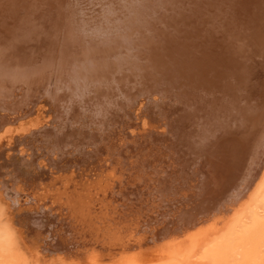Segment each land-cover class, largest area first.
<instances>
[{
	"label": "rangeland",
	"instance_id": "1",
	"mask_svg": "<svg viewBox=\"0 0 264 264\" xmlns=\"http://www.w3.org/2000/svg\"><path fill=\"white\" fill-rule=\"evenodd\" d=\"M7 1L8 0H6L5 2L3 0H0V9L3 7L2 5H5L7 3ZM12 1L14 2V4L16 3L18 5V9H23V5H25V11H22V13H18L24 15L23 26L25 27V32L27 33H22V35L19 32H14L15 34L10 33L11 30L20 31L17 28L12 29L9 26L11 25L13 27H17V23L14 22L13 24L6 25L5 27L2 26L0 28V41H8L9 39L13 38H26L28 40L27 46L29 45V47L22 52L21 50H17L15 53V57H18L19 59L14 60L13 66L5 64L6 66L13 68L5 72H0V114L2 115L14 111L13 113H11V119L9 118L4 123L1 122L0 124V135H2V138L0 139V234L2 233V236H0V264H185L184 259L186 256H188L185 255V253L194 254L195 251L197 252L199 248H201L202 245L206 243L208 236H211V234L215 233V230H217L216 228L219 227L216 225L218 224V221L220 219L221 211L227 207L226 205L228 204L226 203L233 197L230 196V193L233 191L237 193L240 190V187L238 189H236V187L241 184L240 182L242 180L246 179L245 177H247L250 172L253 152L252 146L246 151L240 162L235 160L236 162L233 166L234 173H230L231 176L224 185H220L219 183V181L221 182L226 179L225 176L217 173L216 169L219 166L214 164H210V166H207L208 171L206 172H210L211 174H213L214 179L211 181V183L207 182L205 184H211L210 187L207 186V193H203V195L201 194L200 197H197V201V198L193 201L189 199L190 206L192 205V207H194V211L196 214H194L193 212H189V210L185 211V209H188L186 207L184 209V213L187 212L189 216L182 214L183 212L180 211L181 218L179 219V222L183 224L179 228H176V231H173L174 229H168V231H166V228H168L169 226H173L169 220L172 217L174 218V216L168 215L165 211L162 210V208L164 209L167 206L170 207L168 204L171 203L167 202L169 200L166 201L164 199L163 195L165 196V194L167 193L163 192L162 195L161 186L163 184L156 181V179H158L160 175H164V172L162 170L163 165L164 167L165 165H167L166 161H169L168 163L171 165L174 163L172 157L176 152V148H172L171 144L172 141L175 140V136H178L174 131V126L177 120L176 118L180 115V113H182L184 116L181 108H183L182 106L186 99L183 100L184 97L182 95L177 96L175 94V87H172L165 82L152 83L147 80L144 84L140 82L141 85L139 83L135 85H120L121 88L117 90L112 89V92L115 91L116 93L114 96H112L110 100L111 102H107L108 104L104 105L106 109L104 113L102 112V114L96 111L95 108L97 107L95 105H92L94 107H84L85 104H82L80 105L82 107L77 106L81 108V111L75 112L72 108L70 109V111H67L66 107H64L67 103H69L70 105L71 103L72 105L78 104L79 102H83L88 98H91V100L95 101L97 95L95 97L94 90H90L87 92V94L84 96V98L86 97L85 100H81L77 95L72 96L73 94H67L62 100L61 106H63V110L58 111L57 109H54V104L50 100H48L50 96L44 90H38L36 96H34L35 98L32 97V99H30L24 106L23 104L15 106L17 101L26 94L31 86L28 83L18 80L22 79L20 77H22L21 74L23 73L24 69L21 70L22 73L18 74H15L14 71H16L18 65L27 68L43 67L45 63H48V56L53 57V59L56 58L57 51L59 50L60 32H62L64 28L62 26L64 22L62 20L63 17L65 19H69V25L71 26V28L69 27L71 33L68 38L65 56H67V58L70 57L72 60L78 51V55H84L88 53V50L86 48V46H88L87 41L92 40L93 36L96 34L92 29L95 25V22L97 23L101 22L102 20H107V23L104 22V26L107 24V26H105L107 27V29L105 31V34H102L103 36L105 35L104 37L106 38L110 36V41H113V39H118L120 34L128 33V35L132 36V33L134 32L135 34L133 33V35L135 38H137L135 40V42L137 41L136 44L145 46L147 42L146 40H148V42H152V36L157 33H154V31H157V29H163V32L161 33L162 35L171 34L172 28H169L168 26V23L170 21L166 20L168 14H165V11L173 12L174 15L173 13H171L170 15L174 16L173 18L176 19H183V16H185V18L186 16L189 19L191 18V20H189L190 26L194 24L191 27L184 26L187 25V23L185 22L176 24V29H178L179 31V27H183L181 34L184 36H193L194 34H196V31H194V29H197L195 28V21L200 18L203 19L207 15H204L202 13L203 15H201L199 18L195 15V12H189V8L191 6L194 8L198 5H196L197 0H172L171 4L166 1L164 2V4L167 3L166 5L162 4L164 5V8L162 6L160 7V5H153L150 7L149 12H146L147 16H144L146 18L145 21L144 19L142 21L146 22L147 19H152L153 17L156 18L154 20V23L150 22L147 24V26H144V23L141 25H136L134 21L135 17L133 18L129 14V10H132L129 8L132 5L133 7L131 8H134L138 4L137 2H133L131 0H125V2L124 0H119L120 2L117 0ZM101 1H103L104 3H102ZM68 2L70 6L68 5ZM110 2L111 5L113 4L114 6H117L112 9H115L117 12H114V14L110 15L111 11L108 12L106 11L107 8H104L105 11L108 12L107 15L105 14L106 12H103L101 8L106 4L109 5ZM204 2H207L212 8L213 6H219L223 1L216 0L215 2V0H203L202 4ZM252 2L257 3L256 0H252ZM208 4H204L202 12H208V7L206 6ZM19 5H21V7ZM158 6L159 8H157ZM118 7H122V9H119ZM152 7L155 10L151 13ZM252 8L253 10H249V14H251L252 16H250V18L248 17V19H250L251 21L253 20L254 24L250 25L251 27H247L246 25H236V30L239 28L238 30L243 32V35H241V43L244 46V50L239 51L238 49H236V53L240 57L245 59V78L241 79L242 77L235 72L236 70L230 73L231 77L225 74L227 72H225L224 74L218 72L217 75H214L216 74V72L213 70L208 75L209 79L214 80L213 82H215L216 85L220 84L219 86H217L218 88L220 87V89L216 88L218 90L215 89V92L213 90L211 91L213 92V95L211 96L213 98L212 100H219L221 104H223L225 98L232 97V99H234L233 106H231L233 109H231V111H227V109L229 108L224 107L225 110L221 109L216 114L218 115L217 117H215L212 112L209 113V111L205 112V110H200L199 117L201 118L204 115H206L207 117L210 116L212 120L215 118L219 119V117L228 118L229 114L232 115V112H236L234 111V109H239V111L243 110L247 99L250 102V106L248 105V107L251 110L253 108H256V113L264 112V29H261L262 31L259 30L260 33L257 32L256 29V33L254 32L253 34H248V31H250L253 26H256V20H258L257 17L260 15L259 12L261 11L260 6L258 5L257 7L253 5ZM205 9L207 11H205ZM231 10H233L232 7H227L222 9L218 8L217 11H212L211 13L215 15V17L211 19L212 24L215 25L216 22L221 21L220 17L223 18L225 16L221 13L224 12V14H228L227 17L229 20ZM68 11H70V15ZM71 11H73V13ZM162 11H164V13ZM0 12L2 15V11ZM124 12L126 13L124 14ZM118 13L122 15L124 22L121 23V25L118 24L116 26V17L114 15H117ZM161 13H163V15ZM212 14H208L207 18L212 17ZM65 15L67 16L65 17ZM103 15L105 18H103ZM150 15L153 16L151 17ZM178 15L181 16L177 17ZM2 17H4V15H2ZM238 18L239 16L236 18V21H238L239 23L241 18L237 20ZM156 20L158 21V23H155ZM159 20L161 23L159 22ZM185 21L188 20L186 19ZM0 22L2 23V25H5V22L3 20ZM78 22L81 23V26ZM161 24H163L164 26H161ZM240 27H243V30L240 29ZM258 29H260V27ZM5 30H7V32H5L6 34L3 33V31ZM72 31L74 33H72ZM21 32L23 31L21 30ZM119 32L122 33L119 34ZM146 32H148L147 34L149 36L147 34L145 36L144 33ZM137 35L139 37H137ZM238 35L239 34L236 31V34H234L236 39L239 38ZM142 36L144 39L142 38ZM147 37L150 38L148 39ZM51 38L53 40H50ZM187 38L189 42L194 41V38ZM144 40L145 43H143ZM233 46L234 45L232 43L231 47ZM0 51L6 52V49H0ZM2 58L3 57L0 53V60ZM233 58L234 55L232 56V59ZM72 63L73 65L75 64L74 62ZM233 63H235V66L238 69L239 66L237 65L239 62L236 60V58L234 59ZM70 64L71 61H68L67 68H69L70 72L69 75H66L67 77H65L67 79L72 73ZM241 67L242 65L239 69H242ZM154 70L156 72L159 71L158 68V71L156 70V68H154ZM161 73L163 72L161 71ZM219 75H221L220 77L222 78L224 77V79H220ZM215 76H217L218 78L216 79ZM236 79L239 80V82H236ZM221 80L226 81L223 82ZM205 81L207 82L206 79ZM224 84L226 85L223 86ZM106 89L107 88H105L104 90ZM223 90L227 91V94H224V92L222 93ZM244 96L246 97L245 100ZM27 97L30 98V96ZM227 100L228 99H226V101ZM203 101L209 102L208 100ZM116 102L119 105H117ZM142 102L144 105L142 104ZM24 111L25 113H23ZM88 117L90 118L88 119ZM56 119L59 122H57ZM64 120L66 121L64 122ZM222 120L225 121V119L223 118ZM240 120L241 119L239 118V123ZM71 121H74L75 123L73 122V124ZM228 121L231 124L227 121H225L227 122V124L221 121L218 127L220 129L217 130L222 129L221 131H223V127H225L226 131L230 132V130L232 129V125H234V122L236 121L230 120L229 118ZM79 122L81 124H79ZM57 123H59L61 127L62 125H65L64 127L67 126L71 129L73 127H70V125L72 124L71 126H74L76 124L73 128V131L75 133H80V131H83L80 129L84 128L85 131V128H89V131L86 130L89 132H87V136L90 135L91 137V134H97V136L101 134L100 136L105 139L104 143L112 140L114 144H118L117 148H115L116 145H114L113 142L110 141L111 148H113V146L115 148V150H113V148L111 152L107 151L111 149H108L110 145L107 143V145H105L108 147H105V145L104 147L102 145L97 146L98 149L95 147V150L97 149L96 151L98 152V154H100V159H98V156L95 157L94 152H92L93 154L91 153L87 157H84L86 155L78 156V154H74L76 152L71 151L70 154H66V156L68 155V158H63L64 160H56L58 159L57 155H55L54 153L51 154L52 152L50 153L47 151V149H45L46 144H43L44 139L42 138L44 137V131L40 128H43L44 126L45 128L49 126L51 127L54 124L56 126ZM221 123L225 125H221ZM189 125L190 126L187 127L188 133L187 131L186 133H184L185 135L187 134L186 140L189 141V143L187 142L186 145H183L182 149L187 148L186 146L187 144H190V142L192 143L197 140L195 139V137L191 140V138L195 136V132H192V126H194V124L190 123ZM114 126L116 128H114ZM76 127L80 128L78 129ZM91 127H93V129ZM75 128L77 130H75ZM100 129H103V131L106 130L108 132V134H105L107 135V138L103 136V133H101L103 131H101ZM39 130H42L43 132H38ZM92 130L94 133H92ZM98 130L100 131V133L98 132ZM121 130H123L124 132ZM190 131L193 135L190 134ZM36 132H38L39 134ZM214 132L219 133L218 131L216 132V130H214ZM40 133H42L43 135ZM188 134H190L191 136L190 139V136L188 137ZM204 134L205 133H203V135ZM211 135H213V133H211ZM37 136H40V140ZM207 136H209V133L207 135H204V137ZM33 137L36 138L34 139ZM75 137L76 136L73 137V140ZM82 138L80 139V137H78L77 135L74 141H69L65 146H77L76 142H78V140L80 141V145L87 146L88 149L89 146H93L89 145L90 142L84 144V142H82ZM257 138L258 137H255L254 143L256 142L258 145L260 141ZM91 139H93V135L90 138V141ZM165 141L167 143H165ZM93 142L98 144L95 140ZM73 143L76 145H74ZM162 143L164 145H162ZM166 145L169 146V149ZM99 147H101V149ZM163 147H167L168 150ZM192 147L193 146H189V149L191 148L192 151H189V153H187L188 155H185L186 160L188 161L189 159H191V162L190 160L188 161V163L182 161L179 163V165H183L184 163L191 164L193 163V161L195 162L194 156H192L191 152L194 155V152H197L198 149H194L196 147ZM103 148H105V153L103 152ZM91 149L94 150L93 147H91ZM115 151L116 155L114 153ZM123 151L124 153H122ZM107 152L110 153L109 155H111V157L114 154L112 157L113 159L114 156H116L117 159L118 157L121 158L118 162L115 161L117 159L112 160L111 158L106 157L108 155ZM101 154L104 155V157H101ZM50 157L52 159V162H50ZM81 158L86 159L82 160ZM122 159L124 162H126L124 163ZM142 160H144V162ZM158 161H160V166L163 162L164 163L162 164V169L160 168L158 174H156L158 171L157 168L159 167H155V165L153 164V168H155L156 170H152L153 168H151L150 165L151 163L155 162V164L157 165ZM170 161L173 162L171 163ZM113 162L116 164H113ZM104 164L106 165V167H104ZM145 164L149 165L146 166ZM200 165L201 167H195V165L193 164L189 165V167L191 166L190 172H193V175L195 174L194 183H197L198 185H202L203 178H206L205 172H203L205 171L204 168L206 166H204L202 163H200ZM132 166L133 168L136 167L135 169L138 172L134 169H131ZM142 166V170L144 169V172L139 170ZM147 168H150L151 170ZM146 169L148 170L146 175H148V172L150 171L153 172V174L152 172H150L151 174L146 176L148 177V182L151 180L150 187H148L147 190H149L148 192L150 193V196L154 198V201H151L149 203H147L149 197L147 199H143L145 197L142 193L144 192L143 186L147 187L144 181V178L146 179V177L144 176L146 173ZM130 170L132 171V174L134 173L136 175H132L130 173ZM185 170L186 169L183 168L182 171L184 173H182V171L181 173L186 176V174H189V172L186 173L187 171ZM128 171L131 176H129L130 174L127 173ZM133 171H136L137 173ZM155 171L156 173H154ZM177 174H180V172ZM181 175L175 176L179 177ZM183 175L182 177H185ZM216 176L218 178H214ZM131 177L133 178L131 179ZM142 179L144 182L141 181ZM215 179L218 180L216 181ZM136 180H138L140 183H138ZM131 182L136 183L132 184ZM128 183L131 184L133 188ZM141 183L142 185H140ZM135 185L136 189L134 188ZM128 188H131L132 190H137L138 188V190L141 189V191L134 192L133 190L132 192H130L131 190H128ZM194 188L195 187H192V189ZM188 189L190 190L191 188L189 187ZM129 193L133 199H127L128 196H130ZM136 196L138 197L136 198ZM140 196H143V198ZM141 198L145 200V202L141 200ZM128 201L132 204L130 205ZM136 202H138V204ZM151 204H153L154 206L151 207ZM174 205L175 204L172 205L173 209H175ZM130 208L132 209L131 211L133 213L128 210V212L126 213V209ZM178 209L179 208H177L176 212H178ZM190 214H194L196 216L193 217ZM30 215H38L40 217L39 223H47L50 230L46 231L45 228H43L44 225H41L40 230L33 228V223L28 222L27 220L28 216ZM144 216L146 217V221H142V219H145ZM148 217H150L151 219H148ZM35 225L36 224H34V226ZM27 228H31L33 230L27 231ZM257 236L261 237V234L256 233L252 235V237H249L247 239L245 245L239 252L234 255L229 254L230 256L228 258V264H264V238L260 239ZM255 237L257 238L254 239ZM171 244L172 246L174 244V250H172L173 248L170 247ZM192 249L193 251H191ZM158 250L159 252H156L157 254H154L155 251ZM161 250L164 251L162 252ZM217 264L222 263L219 262Z\"/></svg>",
	"mask_w": 264,
	"mask_h": 264
},
{
	"label": "bare ground",
	"instance_id": "2",
	"mask_svg": "<svg viewBox=\"0 0 264 264\" xmlns=\"http://www.w3.org/2000/svg\"><path fill=\"white\" fill-rule=\"evenodd\" d=\"M3 1L5 2L6 0H3ZM117 1H119V0H117ZM131 1L137 2L138 4L134 8H131V7H133V5L129 8L132 10L127 9L130 11L129 14L133 18L135 17L134 21H135L136 25H138V24L141 25L144 23V26L145 25L147 26V24L150 22L154 23V20L156 18V17H153L152 19H147L146 22L142 21L143 19L145 21L146 18L144 16L146 15L147 11L149 12V9L151 6L160 5V7L162 6L164 8V5L167 4V3L164 4V2L168 1L169 4H171V2H172V0H148V1L147 0H131ZM222 1L224 3L222 2V3H220L219 6H213L212 8H211V6H209V4L207 2H204L202 4L203 0H197L196 1L197 2L196 5L198 4L197 5L198 7L195 6L193 8L189 4L191 6L189 8V12H192V13L195 12V15L198 16L199 18L203 14L207 15V16H208V14H212L211 12L217 11L218 8L222 9V8L232 7V9H233L230 12L229 20L227 17L228 14H224L225 12L221 13L222 15H225V16L223 18L220 17L221 21L216 22L217 24L215 23V25L212 24V21H211V19H213L215 17L214 14H212V17L207 18V16H205L203 19H201V18L197 19L195 21V25H196L195 28H197V29H194V31H196L195 32L196 34H194L193 36L182 35L181 34V31L183 28L182 26L179 27L180 31L178 29H176V26H177L176 24H181L182 22L187 23V25H184V26L191 27L192 25H194V24H192L190 26L189 20H191V18L189 19L187 16H186V18H185V16H183V19H180V18L176 19V18H173L174 16L170 15L173 12L165 11L166 12L165 14H168L166 17V20L170 21L168 23V26H169V28H172L171 34H169V35L163 34L162 35L161 33L163 32V29H157V31H154V33L155 32H157V33L156 34L153 33L154 34L153 36L151 35L152 36V42H150V41L148 42V40H146V38H145V40L147 41L145 46L144 45L140 46L139 44H136L137 41L135 42V40L137 38L134 37V35H133L134 32L132 33V36L128 35V33L120 34L122 32H119L120 35H119L118 39H113V41H110L109 40L110 36L107 35L109 38L104 37L105 35L103 36V34H105V31L107 29V27H105V26H107V24L104 26V24H105L104 22H106L107 20L106 21L99 20L101 22H97V23L95 22V25L92 28L96 34L93 36L92 40L87 41L88 46H86V48L88 50V53H86L84 55H78L77 54L79 52L78 51L72 60L70 57L67 58V56H65L68 38H69L70 33H71V30H70L71 26L69 25V19H67V18L65 19L63 17L62 20L64 22H63L62 26L64 28H63V31L60 32L59 50L57 51L56 58L53 59V57L48 56L47 57L48 63H45V65H43V67L27 68V67L18 65L16 68V71H14L15 74H18V73H22L21 70L24 69L23 73L21 74L22 77H20L22 79H18V80H21V82L28 83L31 86V88L28 89L26 94L21 99H19L17 101L15 106L22 105V104L24 106L30 99H32V97L36 96V93L38 90H44L50 96L48 98V100H50L54 104V109H57L58 111L63 110V106H61V104H62L63 98H65V96L67 94H73L72 96L77 95L78 98H80L81 100H85L86 97L84 98V96L87 94V92L90 90H94L95 97L97 95V98L95 101L91 100V98H88L83 102H79L78 104L72 105V103H71V105H70L69 103H67L64 107H66L67 111H70V109L72 108V109H74V112H75V111H81L80 110L81 108H79L77 106H80L82 104H85L84 107H94L92 105H95L97 107V108H95L96 111L98 113L100 112L102 114V112L104 113V111L106 109V107L104 105L110 103L112 96H114L116 93L115 91L112 92V89L117 90V89L121 88L120 85H126V84L127 85L128 84L135 85L137 83H139L141 85V83L144 84L147 80V81L152 82V83L165 82V83H168L169 85H171L172 87H175L174 88V89H176L175 94L177 96L182 95L184 97L183 100H185V99L186 100L183 103V106H182L183 108H181V111H183L184 116L182 113H180V115L176 118L177 120H176L175 126H174V131L178 135V136L174 135L175 140L172 141V144H171L172 148H176L175 149L176 152L174 153V156L172 157L174 160V163L171 165L168 163L169 161L168 162L166 161L167 165H165V167L163 165V170H162L164 172V175H160L159 177L156 175L158 177V179H156V181L163 184L161 186L162 195H163V192L167 193V194L164 193L165 194V196L163 195L164 199L166 201L169 200L167 202L171 203V204H168L170 207L167 206L164 209L162 208V210L165 211L168 215L174 216V218L172 217L169 220L173 226H169L168 228H166V231H168V229H174L173 231H176L175 229L179 228L183 224V223L179 222L180 221L179 219L181 218L180 211L183 212L182 214L189 216L187 212H185L186 214L184 213V209L186 207L188 209H185V211L189 210V212H193L194 214H196L194 211V207H192V205L190 206V200L189 199H191V201H193L197 197H200L201 194L203 195V193H205V194L207 193L206 192V189L208 188L207 186L210 187L211 184L210 185H208V184L205 185V184L207 182L211 183V181L214 180L213 174H211L210 172H206V171H208L207 166H210V164H214V165L219 166L216 169L217 173L222 174L226 178L225 180H223L221 182L219 181V183H220V185H224V184H226L229 177L231 176L230 173H232V174L234 173L233 172V166H234V163L236 162L235 160L240 162L241 159L243 158V156L245 155L246 151L252 146V148H253L252 158H251V168L252 169L249 167L250 172L247 175V177H245L246 179L242 180L240 182L241 184L240 185L238 184L239 186L236 187V189H238L240 187V190L237 193L234 191L230 193V196H233V197L232 198L230 197L231 199H229V201H228L230 203L227 202L226 203V204H228V205H226L227 207L221 211L220 219L218 221V224L216 225L219 227L216 228L217 230H215V233L211 234V236H208L206 243L204 245H202V247L199 248V250L197 252L195 251L194 254L185 253V255H188L184 259L185 264H217L219 262L222 264H228V258L230 256L229 254L234 255L237 252H239L243 248V246L245 245V243L249 237H252V235L257 233V234H261V237L257 236L258 238H260V239L264 238V117H263L264 112L256 113V111H257L256 108H253L251 110L248 107V105L250 106V102L247 99L245 107H243V110L239 111V109L238 110L234 109V111H236V112H232L231 113L232 115L229 114L228 118L230 120L236 121V122L233 121L235 124L232 125L231 130L228 128L230 130V132L226 131L225 127H223V131H221L222 129L217 130V129H220L218 127H219L221 121L229 122L227 117H219V119L215 118L213 120H212V118H210V116L207 117L206 115H204L202 118L199 117L200 110H202V111L205 110V112L209 111V113L212 112L215 115V117H217L218 115H216V114L221 109L225 110L224 107L229 108V109L226 108L227 111H231V109H233L231 107V106H233V103H234V99H232V97L231 98H225L223 101V104H221V102L219 100L218 101L220 103L217 100H212L213 98L211 96L213 95L212 94L213 92H211V91L213 90L215 92L216 90L220 89V87L219 88L217 87L220 84L218 83L219 85H216V83L213 82L214 80L209 79L208 75L213 70L216 72V74H214V75H217L218 72H220L221 74L222 73L224 74L225 72H227L225 74H227L231 77L230 73L233 72L234 70H236L235 72L238 73V75L242 77L241 79L245 78V72H244V62H245L244 60L245 59L240 57L236 53V49H238L239 51L244 50V46L241 43V35H243V32L238 30L239 28L236 30V25L237 26L246 25L247 27H249L250 25L254 24L253 20L251 21L250 19H248V17L250 18V16H252L251 14H249L250 13L249 10H253V8H252L253 5L255 7H257V5H258L261 8V11L259 12L260 15L257 17L258 20L255 19L257 21L256 26H259L260 29H258L259 27L253 26V28H251L250 31H248V34H253L256 29H257L256 30L257 32H259V30H261V29L262 30L264 29V0H256L257 3H255V2L253 3L252 0H222ZM101 2L104 3L103 1H101ZM111 2L109 5L106 4L104 7L101 8L103 12H106V11L110 12L111 11L110 15L114 14V12H117L115 9L112 10L113 8H115L117 6H114L113 4L111 5ZM115 2H113V3H115ZM124 2H125V0H124ZM215 2H216V0H215ZM205 3L208 4V5H206L208 7V12H204V11L202 12ZM162 4H164V5H162ZM172 4H174V3H172ZM41 5H42V3H41ZM68 5H69V2H68ZM98 5H97V7H98ZM223 5H224V7H223ZM2 6L3 7L0 9V11H2V15H4V17H2L1 12H0V21L3 20L5 22V25H2V23L0 22V28L2 26L5 27L6 25L13 24L14 22H16L17 27H13L11 25H9V26L12 29L17 28L20 31L11 30L10 33L19 32L21 35H22V33L26 34L27 32H25V27L23 26L24 25V20H23L24 15H21L22 11H25V5H23V9L19 8L20 9L19 10L18 5L16 3L14 4V2L12 0H8L7 3L5 5H2ZM19 6L21 7V5H19ZM128 6H130V5H128ZM177 6H179V5H177ZM66 7H67V5H66ZM72 7H73V5H72ZM104 8H107V10L105 11ZM120 8L122 9V7H120ZM157 8H159V6ZM70 10H71V8H70ZM151 10H152L151 11V13H152L155 9L152 7ZM179 10H180V8H179ZM205 11H207V10L205 9ZM18 12H21V13H18ZM68 12L70 15V11H68ZM71 12L73 13V11H71ZM108 12H106L105 14H107ZM162 12L164 13V11H162ZM125 13L126 12H124V14ZM163 13H161V14L163 15ZM226 13H229V12H226ZM95 14H96V12H95ZM110 15H109V17H110ZM173 15H174V13H173ZM66 16L67 15H65V17ZM114 16L116 17L115 18L116 24L114 23L116 26L118 24L121 25V23L124 22L121 14L118 13L117 15H114ZM180 16L181 15H178L177 17H180ZM232 16H234V17H232ZM238 16H239V18L237 20H239L241 18L239 23H238V21H236V18ZM103 18H105L104 15H103ZM56 19H57V16H56ZM186 19L188 21H185ZM90 20H92V19H90ZM160 20H159V22H160ZM78 23L81 26V23L80 22H78ZM155 23H158V21L156 20ZM162 25L163 24H161V26ZM240 29L243 30V27H240ZM21 30L23 32H21ZM236 31L239 34L238 39H236L234 36V34H236ZM5 32H7V30L3 31L4 34H6ZM107 32H109V31H107ZM72 33H74V32L72 31ZM87 33H88V31H87ZM147 33L148 32L144 33L145 36ZM116 34H117V32H116ZM149 34H150V32H149ZM120 36H121V38H120ZM17 37H20V36H17ZM137 37H139V36L137 35ZM187 37H191L192 39L194 38V41L189 42ZM142 38H143V36H142ZM147 38L149 39L150 37H147ZM25 39H22V38L21 39H18V38L14 39L13 38V39H9L8 41H5V40L0 41V49L1 50L6 49V52L0 51V53L3 57L0 60V72H5V71L13 68V67H9L6 65L13 66L14 60L19 59L18 57H15V55H16L15 53L17 50L18 51L21 50V52H22L29 47V45L27 46L28 40L27 39L25 40ZM159 39H161V40H159ZM50 40H53V39L51 38ZM145 40L143 43H145ZM60 43H61V45H60ZM232 43L234 45L233 47H231ZM233 55H234V58L232 59ZM79 57H81V58H79ZM110 57H111V59H110ZM235 58L239 62L237 66H239V68H240V66L242 65V67H241L242 69L236 68L235 63H233ZM68 61H71L70 67H71L72 73L69 76V78L67 79L65 77H67L66 75H69V72H70L69 68H67L68 67L67 66ZM72 62H74L75 64L73 65ZM19 64H20V61H19ZM19 66H21V67H19ZM154 68H156V70L158 68L159 71L157 70L158 72H156L154 70ZM146 69H147V71H146ZM161 71L163 73H161ZM220 76L221 75H219V77ZM215 77H216V79L218 78L217 76H215ZM221 78L222 77H220V79ZM205 79L207 80V82L205 81ZM222 79H224V77ZM209 80H210V83H209ZM221 81L224 82L226 80H221ZM211 82H213V83H211ZM236 82H239V80L236 79ZM38 83H39V86H38ZM221 85H222V83H221ZM225 85L226 84H224L223 86H225ZM105 88H107V89L104 90ZM216 88H218V89H216ZM225 90H223L222 93L224 92V94H227V91H225ZM217 92H220V91H217ZM27 96H30V98H28ZM202 98H203V100H208L209 102L203 101ZM226 99H228V100L226 101ZM245 99H246V97L244 96V100ZM142 104H143V102H142ZM117 105H119V104L117 103ZM80 107H82V106H80ZM98 109H100L101 111ZM177 111H179V110H177ZM13 112L14 111H11L9 113L2 114V115L0 114V124H1V122L4 123L9 118L11 119V113H13ZM23 113H25V111ZM63 117H64V115H63ZM95 117H97V116H95ZM174 117H176V116H174ZM89 118L90 117H88V119ZM222 118L225 119V121L222 120ZM239 118L241 119L240 123L238 121ZM56 121H57V119H56ZM56 121H55V123H56ZM65 121L66 120H64V122ZM68 121H70V120H68ZM68 121H67V123H68ZM57 122H59V121H57ZM71 122L73 123L74 121H71ZM80 122H79V124L82 123V122L81 123ZM227 122H225V124H227ZM190 123L194 124V126H192L193 127L192 132H195V136H193L191 138L190 134H192V132L190 131L191 133L188 134V137L190 136L189 139L191 138V140L194 139V137H195V139H197V140H195V141L193 140L194 142H192V143L190 142V144H187V146H186L187 148H185L186 149L185 150V149H182L183 145H186V143L187 142L189 143V141L186 140L187 134L185 135L184 133H186V131L188 133L187 127L190 126L189 125ZM222 123H221V125H225ZM58 124L59 123H57L56 126H55V124L54 125L50 124L53 126H51V127L49 126L46 128L44 126L43 128H40L44 131V133H43L44 137H42L41 135L40 136L44 139L43 144L44 145L46 144L45 149H47V151L50 153L52 152L51 154L54 153L55 155H57L58 159H56V160H62L63 158H65V159L68 158V155L66 156V154H68V153L70 154L71 151L76 152L74 154L75 155L78 154V156L79 155H82V156L86 155L84 157H87L89 154L94 152L95 157L98 156V159H100V157H99L100 154H98V152L96 151L98 149L97 146L102 145L104 147V145L106 143L110 145L111 142H113L112 140H109V142L111 141L110 143L108 141L106 143H104L105 139L102 136H100L101 134L98 136H97V134H91V137L93 135V139L98 143V144H96L93 142L94 141L93 139H91V141H90V138H91L90 135L87 136V132L89 131V128L88 129L85 128L88 131H86V130L84 131V128L81 127L83 129H80V130H83L84 132L80 131V133L76 132L77 133L76 134L73 131V128L76 124L74 126H71L72 124L70 125V127H73L72 129L67 127V126L64 127L65 125H62V127H61L60 124L59 125ZM76 128H78V127H76ZM76 128H75V130H77ZM91 128L93 129V127H91ZM114 128H116V127L114 126ZM94 129H95V127H94ZM103 129H104V127H103ZM103 129L102 130L100 129V130L103 131ZM214 130H216V132L218 131L219 133H215ZM41 131L39 130L38 132H41ZM121 131H123V130H121ZM38 132H36V133H38ZM98 132L100 133L99 130H98ZM117 132H119V131H117ZM92 133H94L93 130H92ZM101 133H103V136L107 138V135H105V134H108V132L106 130H104ZM146 133H147V131H146ZM203 133H205L206 135L209 133V136L204 137L205 134L203 135ZM211 133H213V135H211ZM38 134H36V135H38ZM40 134H42V133H40ZM141 134H142V132H141ZM77 135H78V137H80V139L83 137L82 142H84V144L90 142L89 145H93L91 147H93L94 150L91 149V147L89 145H88L89 149L87 148V146L80 145L79 140H78V142L75 141L77 146H70V145H69L70 147H68V145L65 146L69 141L73 140L74 136L77 137ZM1 136L2 135H0V139L2 138ZM32 136H33V134H32ZM40 136L39 137L37 136L39 138V140H40ZM171 136H173V135H171ZM176 137H178V138H176ZM255 137H258L257 139L260 141V143L258 145L256 142L254 143ZM75 138H74V140H75ZM110 139H112V138H110ZM161 139H164V138H161ZM161 139H159V140H161ZM155 141H156V139H155ZM165 143H167V142L165 141ZM253 143H254V146H253ZM76 144H74V145H76ZM113 144H114V142H113ZM58 145H59V147H58ZM106 145H105V147H108ZM114 145H116V144H114ZM117 145L115 146V148H117ZM134 145H135V143H134ZM162 145H164V144L162 143ZM189 146L196 147L194 149H198V150H197V152H194L195 153L194 155L191 152L192 156H194L195 162L193 161V163H191V164H185V163H188L189 160L191 162V159H189L187 161L185 158V155L187 153H189V151H192L191 148L189 149ZM95 147L97 148L96 150H95ZM131 147H133V146H131ZM167 147L169 149V146H167ZM167 147L166 148L163 147V148L168 150ZM99 148L101 149V147H99ZM109 148H111V145L108 147V149ZM113 148H114V146H113ZM113 148H111L110 150H107V151L111 152ZM115 148L113 150H115ZM22 149H21V151H22ZM56 149H59V150H56ZM104 149L105 148H103V152H104ZM119 150H121V149H119ZM100 151H102V150H100ZM108 152H107L108 155L106 157L111 158L112 160L117 159L116 156H114V159H113L112 157L114 154L111 157V155H109L110 153H108ZM169 152H170V150H169ZM235 152H236V154H235ZM114 153L116 155V151ZM122 153H124V151ZM142 155H143V153H142ZM101 157H104V155H102ZM120 158L118 157V159L115 161L118 162ZM83 159H86V158H83ZM112 160H111V163H112ZM122 161H123V159H122ZM142 161L144 162V160H142ZM160 161L157 162V165L155 164L156 162L151 163V165H150L151 168L154 167L153 164L155 165V167L156 166L159 167V168H157V170H158L157 173H156V171L154 172L156 174H158L160 168L162 169V164L164 163L163 162L160 166L159 165ZM182 161L185 162L184 163L185 165L184 164L179 165V163ZM50 162H52L51 157H50ZM170 162L172 163L173 161H170ZM55 163H58V162H55ZM68 163H69V159H68ZM200 163H202L204 166H206L205 168L203 166V168L205 169V171H203V172H205L206 178L205 177L203 178V181H202L203 184L202 185L199 184L201 187L197 183H194V175L195 174L193 175V172H190L191 166L189 167V165H192V164L195 165V167L196 166L201 167ZM70 164H68V165H70ZM113 164H116V163L113 162ZM74 165H75V163H74ZM141 165H139V166H141ZM145 165L148 166L149 164H145ZM94 167H95V165H94ZM100 167H101V165H100ZM104 167H106V165ZM247 167H248V165H247ZM135 168L136 167L133 168V166H132L131 169L136 170ZM140 168L141 169H139V170H141V171L144 170V169L142 170L143 166ZM144 168H146V167H144ZM183 168L186 169L185 170V171H187L186 173L189 172V174H186V176L182 174V173H184L182 171ZM249 168H248V170H249ZM112 169H113V167H112ZM147 169L151 170L150 168H147ZM147 169L145 170V172H146L144 175L145 177L148 176L149 174H151L150 172H152V171H150V172H148L149 174L146 175L147 171H148ZM152 170H156V169L153 168ZM136 171H133V172H136ZM162 171H160V172H162ZM181 171H182V173H181ZM179 172H180V174H177ZM127 173H129V171ZM130 173L132 174V171ZM131 174L129 176H131ZM152 174H153V172H152ZM181 174L185 177H182ZM132 175H136V174L133 173ZM175 175L176 176L181 175V176L176 177ZM129 176H127V177H129ZM156 176H155V178H156ZM150 177H149V179H150ZM153 177H154V175H153ZM132 178L133 177H131V179ZM147 178L148 177H146V179L144 178L145 185H147V187L143 186L144 192H142L145 198H143V196H140V197H142L143 199H147L149 197L148 198L149 200L147 201V203H149L151 201H154V198H152L150 196V193L148 192L149 190H147V188L150 187V184H151V182H150L151 180L149 181L150 182L149 183L147 181ZM214 178H218V177L216 176ZM136 181L138 183H140L138 180H136ZM141 181H143V179ZM134 183H136V182H134ZM134 183H132V184H134ZM129 185L131 186V184H129ZM136 185L134 186V188L136 187ZM140 185H142V183ZM131 187L133 188V186H131ZM189 187L191 188L190 190L188 189ZM192 187H195V188L192 189ZM138 188H139V185H138ZM138 188H137V190L133 189L134 192H137V191L140 192L141 189L138 190ZM202 189H203V191H202ZM128 190H131L130 192L133 191L131 188H128ZM189 191H190V193H189ZM126 192H127V189H126ZM129 195H130V193H129ZM130 196H128V198H127L128 200H129V198H132V196L131 197ZM166 196H167V198H166ZM137 197L138 196H136V198ZM142 198H141V200H143ZM124 199H126V198H124ZM197 200H198V198L196 199V201ZM143 201L145 202V200H143ZM133 203H134V201H133ZM136 203L138 204V202H136ZM131 204L132 203H130V205ZM173 204H175L174 205L175 209H173V207H172ZM150 206L153 207L154 205L151 204ZM177 208H179L178 212H176ZM127 210L131 211L132 209L131 208L126 209V213L128 212ZM149 210H151V209H149ZM171 210H173V211H171ZM135 211H136V209H135ZM194 214H190V215H192L194 217V216H196ZM146 217H147V214H146ZM146 217L144 216L145 219L141 218L142 221H144V220L146 221ZM149 218L150 217H148V219ZM39 219H40V217L38 215H30L27 218L28 222L33 223V228L40 230L41 225H44L43 228H45L46 231H49L50 229L48 227V224L45 222L39 223ZM148 219H147V221H148ZM166 223H167V221H166ZM34 224H36V225L34 226ZM139 224H140V222H139ZM32 230L33 229H31V228H27V231H32ZM46 231H44V232H46ZM0 236H2V233L0 234ZM49 237H51V236H49ZM257 237H255L254 239H256ZM170 247L173 248V249L170 248L172 250L175 249L174 244H173V246L171 244ZM191 251H193V249ZM156 252H159V250L155 251L154 254H157ZM154 254H153V256H154Z\"/></svg>",
	"mask_w": 264,
	"mask_h": 264
}]
</instances>
